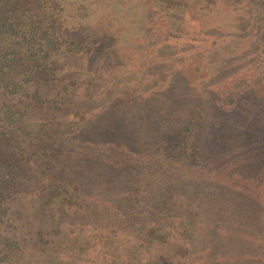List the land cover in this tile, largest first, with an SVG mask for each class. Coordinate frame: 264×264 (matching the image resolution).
<instances>
[{
	"label": "rangeland",
	"instance_id": "rangeland-1",
	"mask_svg": "<svg viewBox=\"0 0 264 264\" xmlns=\"http://www.w3.org/2000/svg\"><path fill=\"white\" fill-rule=\"evenodd\" d=\"M38 1L16 264H264V0Z\"/></svg>",
	"mask_w": 264,
	"mask_h": 264
},
{
	"label": "trees",
	"instance_id": "trees-1",
	"mask_svg": "<svg viewBox=\"0 0 264 264\" xmlns=\"http://www.w3.org/2000/svg\"><path fill=\"white\" fill-rule=\"evenodd\" d=\"M42 14L48 16L38 0H0V264H16L20 253L18 238L5 231L3 223L9 220V211L20 208L27 167L20 149L25 129L23 112L15 109L11 100L23 85L39 86L42 77H47L43 67L55 53L56 42L48 30L51 24L56 27V20L39 21ZM62 26L61 36H65ZM142 227L144 224L139 226Z\"/></svg>",
	"mask_w": 264,
	"mask_h": 264
}]
</instances>
